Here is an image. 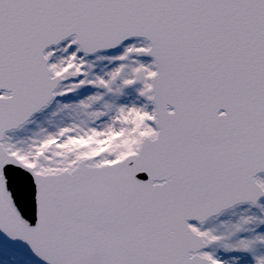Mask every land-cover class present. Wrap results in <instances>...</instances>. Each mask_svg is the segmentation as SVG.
Wrapping results in <instances>:
<instances>
[{"label": "snow or ice", "instance_id": "6c2138e0", "mask_svg": "<svg viewBox=\"0 0 264 264\" xmlns=\"http://www.w3.org/2000/svg\"><path fill=\"white\" fill-rule=\"evenodd\" d=\"M0 264H264V0H0Z\"/></svg>", "mask_w": 264, "mask_h": 264}]
</instances>
